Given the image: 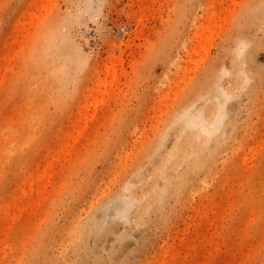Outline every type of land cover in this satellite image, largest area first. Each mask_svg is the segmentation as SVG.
I'll return each instance as SVG.
<instances>
[{"label":"rangeland","instance_id":"rangeland-1","mask_svg":"<svg viewBox=\"0 0 264 264\" xmlns=\"http://www.w3.org/2000/svg\"><path fill=\"white\" fill-rule=\"evenodd\" d=\"M259 1L40 0L14 42L13 26L32 0H0V128L16 134L8 149L23 145L1 171V205L21 194V183L49 148L72 143L67 132L78 128L88 58H124L115 94L109 89L104 103L89 109L93 116L73 151L56 152L54 181L36 212L16 217L11 208L0 218V264H264V24L246 22L245 15ZM60 34L83 52L73 64L65 46L71 65L62 92L57 72L36 63L45 54L40 41ZM240 70L251 78L227 102L236 121L207 146L220 153L209 171L172 198L164 216L141 220L134 205L129 219L116 217L141 186L133 170L143 152L155 150L164 136L161 148L173 147L176 117L192 93L193 111L214 117L222 88ZM58 133L66 135L61 142ZM128 183L101 212L105 227L88 246L61 235L73 215H91L103 191ZM217 205L231 213L215 217Z\"/></svg>","mask_w":264,"mask_h":264},{"label":"bare ground","instance_id":"bare-ground-1","mask_svg":"<svg viewBox=\"0 0 264 264\" xmlns=\"http://www.w3.org/2000/svg\"><path fill=\"white\" fill-rule=\"evenodd\" d=\"M39 1L40 0H32L26 12L17 19V23L13 26L14 42L19 36V32H25V22L28 19H32L34 14L37 13L36 8L39 5ZM245 15L247 19L246 22L255 20V22L261 23V25L264 24V0L253 4L249 12ZM214 16L215 14L213 13L212 19H214ZM242 30L243 25L241 26L240 34H242ZM68 43L73 52L72 63L78 64L83 53L82 47L75 40L67 38L65 34H60L53 40L51 38L45 43L44 41H40L38 49L40 50V45L42 49L44 47L43 51L45 54L36 56L37 65L45 68L48 74H50V72H57V75H59L58 88L61 92L68 84V75L70 72L69 66L71 64L67 62L65 53V46ZM245 47L244 45L240 46L238 53H242ZM3 57H7V52L2 55V59H5ZM88 59L90 65L89 82L82 95L81 102L76 105L78 115L75 118V125L78 128L73 133L67 132V134L73 138L72 143H69L67 147L61 146L60 148L58 147L59 145L54 146L52 149L49 148L50 150L48 149L47 152H45L44 159L36 163L34 170L29 174L28 178L21 183V194H14L12 199L9 198L13 201H7L4 205H1L0 202V218L5 216L7 210H11V208H14V215L16 217H19L20 213L25 209L33 213L36 212L35 203L45 198V194L48 192V184L54 181V176L51 173L56 166L55 161L58 160L59 157L57 153L61 151L64 152V149L68 152L75 149L77 138L83 132L82 126L86 125L88 120L93 116V114H89V109L92 106L96 108L99 103H104L103 98L109 89H112L111 93L113 92L115 94V89L119 88L121 85L123 72H121L120 69L122 70V65L124 63L122 54H113L108 58H95L90 56ZM240 72L242 76H236L232 86L229 88H222L224 92V101L219 105L213 104L216 110L214 117L206 115V118H204L202 114H196L193 111L192 93V101L184 106L176 117L175 121L178 123V126L173 129V133L177 140L173 147L169 148V150L161 148L166 138V136H164L160 138V142L155 150L143 152L140 157L141 160L137 162V166L133 170L135 174L141 175V186H139L135 190V193L127 200L126 209L115 212L116 217L129 219L128 211L134 205H136L137 216L141 220L143 218L146 220L153 214L164 216L170 200L172 198H177L190 187L193 186L194 188L199 174L209 171L210 167L219 158L220 153L213 149L207 150V146H209L215 138H220L219 134L226 130L227 127L233 125L236 121L234 113L230 111L227 102L236 98L237 95L234 93L236 88H244V82L247 83L251 78L249 74L245 73V70H240ZM62 133H58L60 142L66 136ZM15 137L16 134L0 128V175L3 168H5L3 167L5 163L16 160L19 154L18 152L22 149L20 147H23L22 144L11 150L6 147L5 144ZM226 137L227 136H225V138ZM30 138H32V136ZM144 157L148 159V162H146ZM27 187H29V190H27ZM123 188L129 189L131 188V184H123L119 191H103L105 195L92 207L93 211L91 215L90 213H87L88 215L86 217H83L81 214L78 216L77 214L73 215L71 220L72 224L70 225L71 228L69 224L62 225L61 235L65 236L68 234L70 237L74 236L72 241L73 244H75L77 240L78 244L80 241H83V245L88 246V239L93 235L99 234L105 227V221L101 212L113 199L117 198L120 193H122ZM82 193L83 190L80 191V194ZM211 210L215 217L220 216L225 218L231 213L229 212V207L225 205H217L216 207H212ZM84 247L85 246H83V248ZM112 247H114V245ZM258 247L259 246H257V249ZM177 258H179L178 254Z\"/></svg>","mask_w":264,"mask_h":264}]
</instances>
